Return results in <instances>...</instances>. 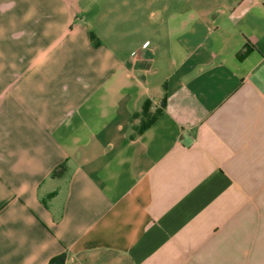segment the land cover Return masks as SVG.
<instances>
[{
  "label": "crops",
  "instance_id": "0c3cea01",
  "mask_svg": "<svg viewBox=\"0 0 264 264\" xmlns=\"http://www.w3.org/2000/svg\"><path fill=\"white\" fill-rule=\"evenodd\" d=\"M61 255L264 264V0H0V264Z\"/></svg>",
  "mask_w": 264,
  "mask_h": 264
},
{
  "label": "trees",
  "instance_id": "16d2710c",
  "mask_svg": "<svg viewBox=\"0 0 264 264\" xmlns=\"http://www.w3.org/2000/svg\"><path fill=\"white\" fill-rule=\"evenodd\" d=\"M249 48L247 47L243 52H241L239 54V56H243L248 52ZM151 105V101H146L144 106H143V114L146 116V120L143 121L142 125H141V130L145 129L147 127H149L157 118L158 114L161 112L160 110L157 111V113L151 115V113L149 112V108ZM164 105V103H163ZM65 171V166L64 165H60L59 167H57L53 173L54 176H60L63 172ZM64 262V255L55 257L51 260L50 264H63Z\"/></svg>",
  "mask_w": 264,
  "mask_h": 264
},
{
  "label": "built area",
  "instance_id": "2783aa9c",
  "mask_svg": "<svg viewBox=\"0 0 264 264\" xmlns=\"http://www.w3.org/2000/svg\"><path fill=\"white\" fill-rule=\"evenodd\" d=\"M147 44H148V42L147 43H144V47H146Z\"/></svg>",
  "mask_w": 264,
  "mask_h": 264
}]
</instances>
